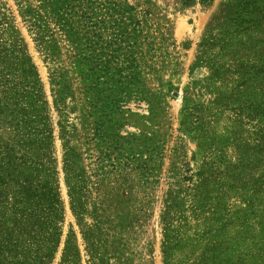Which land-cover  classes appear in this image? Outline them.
<instances>
[{"label": "rangeland", "instance_id": "rangeland-1", "mask_svg": "<svg viewBox=\"0 0 264 264\" xmlns=\"http://www.w3.org/2000/svg\"><path fill=\"white\" fill-rule=\"evenodd\" d=\"M55 5L0 0V264H264V0H158L167 42L103 94L35 40Z\"/></svg>", "mask_w": 264, "mask_h": 264}, {"label": "trees", "instance_id": "trees-1", "mask_svg": "<svg viewBox=\"0 0 264 264\" xmlns=\"http://www.w3.org/2000/svg\"><path fill=\"white\" fill-rule=\"evenodd\" d=\"M55 1L53 28L43 26L35 18L30 20V29L36 31L35 40L43 42L45 36L54 38L59 33L68 38L74 44L80 74L92 81L91 89L98 94L110 90L107 84L111 79L123 88L138 82L135 69L145 64L147 57H153L150 51L168 40V30L156 7L158 0ZM194 2L174 0L178 7ZM104 33L110 36L108 41L102 40ZM120 61L124 62L118 68ZM117 96L112 92L115 103Z\"/></svg>", "mask_w": 264, "mask_h": 264}]
</instances>
